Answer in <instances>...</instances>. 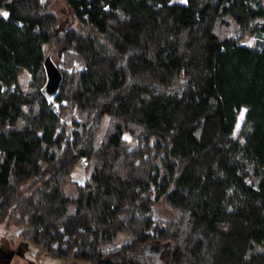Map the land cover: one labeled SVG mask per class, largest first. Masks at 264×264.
<instances>
[{"label":"trees","instance_id":"1","mask_svg":"<svg viewBox=\"0 0 264 264\" xmlns=\"http://www.w3.org/2000/svg\"><path fill=\"white\" fill-rule=\"evenodd\" d=\"M65 1L89 30L0 0V224L85 264H264L263 0Z\"/></svg>","mask_w":264,"mask_h":264},{"label":"rangeland","instance_id":"2","mask_svg":"<svg viewBox=\"0 0 264 264\" xmlns=\"http://www.w3.org/2000/svg\"><path fill=\"white\" fill-rule=\"evenodd\" d=\"M185 3L186 0H172ZM264 3V0H263ZM49 11L56 14L58 25L61 27H70L79 31L89 30L82 25L73 11L69 8L65 0H51ZM245 108L243 107L239 113L235 132H239V128L243 121ZM107 117L103 121L100 129V136L105 130ZM85 162L79 164V167L74 171V178L84 179ZM67 192L74 193L75 188L72 184L66 187ZM157 208L164 216H171L172 212L169 206L160 201L157 203ZM18 221L14 218L7 219L0 224V264H85L86 262L80 259H62L53 257L48 252H39L38 247L33 242L23 239L18 231ZM121 235V234H120ZM118 236L114 241L105 245L106 248L120 244L128 237L127 234Z\"/></svg>","mask_w":264,"mask_h":264},{"label":"water","instance_id":"3","mask_svg":"<svg viewBox=\"0 0 264 264\" xmlns=\"http://www.w3.org/2000/svg\"><path fill=\"white\" fill-rule=\"evenodd\" d=\"M45 67L47 72V81L43 87V92L46 96L51 97L60 87L62 72L50 55L45 58Z\"/></svg>","mask_w":264,"mask_h":264},{"label":"crops","instance_id":"4","mask_svg":"<svg viewBox=\"0 0 264 264\" xmlns=\"http://www.w3.org/2000/svg\"><path fill=\"white\" fill-rule=\"evenodd\" d=\"M82 162H83V161L79 162V163H78V164L75 166V169H74V171L76 170V168H77V167H79V164H81ZM74 171H73V175H74ZM75 179H76V180H80V181H82V180H83V179H79V178H78V179H77V178H75Z\"/></svg>","mask_w":264,"mask_h":264},{"label":"snow or ice","instance_id":"5","mask_svg":"<svg viewBox=\"0 0 264 264\" xmlns=\"http://www.w3.org/2000/svg\"><path fill=\"white\" fill-rule=\"evenodd\" d=\"M3 15H5V16H6L7 14H6V13H4Z\"/></svg>","mask_w":264,"mask_h":264}]
</instances>
